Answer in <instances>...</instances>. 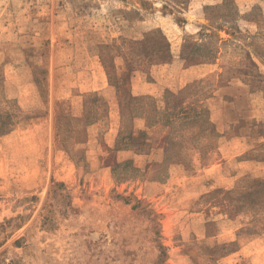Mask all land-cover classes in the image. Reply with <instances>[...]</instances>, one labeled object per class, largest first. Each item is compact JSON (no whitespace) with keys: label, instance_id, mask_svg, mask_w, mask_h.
Returning <instances> with one entry per match:
<instances>
[{"label":"rangeland","instance_id":"374dc122","mask_svg":"<svg viewBox=\"0 0 264 264\" xmlns=\"http://www.w3.org/2000/svg\"><path fill=\"white\" fill-rule=\"evenodd\" d=\"M0 264H264V0H0Z\"/></svg>","mask_w":264,"mask_h":264},{"label":"crops","instance_id":"0c3cea01","mask_svg":"<svg viewBox=\"0 0 264 264\" xmlns=\"http://www.w3.org/2000/svg\"><path fill=\"white\" fill-rule=\"evenodd\" d=\"M184 74L186 76V78H191L190 76V68H187L184 70ZM188 76V77H187ZM149 86H157V84L155 82L153 83H139L137 84V87H138V90L133 92L134 94L136 95H141V94H153V90L154 89H150ZM167 126H163L162 124L160 123H157L155 125H153L151 127V129L149 130V134H150V140L153 142L154 141H157V145L160 144V143H163L164 140L166 139V134H167ZM166 222L172 224L171 222V219L169 220L168 218V221H167V218L165 219ZM172 226V225H170ZM171 230V228H170Z\"/></svg>","mask_w":264,"mask_h":264}]
</instances>
